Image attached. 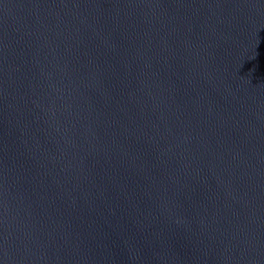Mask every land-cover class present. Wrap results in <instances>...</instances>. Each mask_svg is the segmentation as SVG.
I'll list each match as a JSON object with an SVG mask.
<instances>
[{"label":"water","instance_id":"95a60500","mask_svg":"<svg viewBox=\"0 0 264 264\" xmlns=\"http://www.w3.org/2000/svg\"><path fill=\"white\" fill-rule=\"evenodd\" d=\"M0 264H264V0H0Z\"/></svg>","mask_w":264,"mask_h":264}]
</instances>
